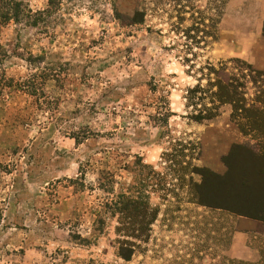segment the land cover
I'll list each match as a JSON object with an SVG mask.
<instances>
[{
	"label": "rangeland",
	"instance_id": "obj_1",
	"mask_svg": "<svg viewBox=\"0 0 264 264\" xmlns=\"http://www.w3.org/2000/svg\"><path fill=\"white\" fill-rule=\"evenodd\" d=\"M28 2L34 13L48 8V0ZM138 12L144 23L129 24ZM198 23L216 26L218 38L188 52L184 63L176 27ZM263 25L264 0H63L36 27L7 26L0 37L8 53L0 70V264L264 258V228L192 203L190 176L181 171L190 161L208 169L214 186L205 195L218 201L220 180L246 168L234 147L264 151V135L251 128L264 111V84H248L250 123L243 109L233 119L228 105L213 121L194 123L184 99L207 62L239 59L264 71ZM160 111H168L165 124ZM107 174L114 199L139 175L148 206L140 240L125 236L137 245L130 261L117 256V217L98 186Z\"/></svg>",
	"mask_w": 264,
	"mask_h": 264
},
{
	"label": "trees",
	"instance_id": "obj_2",
	"mask_svg": "<svg viewBox=\"0 0 264 264\" xmlns=\"http://www.w3.org/2000/svg\"><path fill=\"white\" fill-rule=\"evenodd\" d=\"M63 0H48V8L45 11L34 13L29 6L28 0H0V37L3 30L11 23L26 24L36 27L43 15L49 14L59 10ZM145 14L136 13L128 23L131 25L144 23ZM181 26V24H178ZM182 27H176L177 34L183 33L181 38L184 39L182 48L185 50L184 63L190 62L186 57L188 52H193L194 48L205 46L209 39L216 40V26L195 24L193 27L182 30ZM264 36V25L262 28ZM193 54V53H192ZM196 53L193 57H196ZM8 57L0 43V70L2 69L3 61ZM239 67V69L237 67ZM194 68V65H191ZM236 71L241 74L235 73ZM243 72L255 74L256 77H249ZM201 76L197 79V84L187 90L184 97L186 101V108L189 110L188 118L194 123L211 122L219 116L220 109L223 106H230L232 108V117L234 119V112L243 109L245 119H250L248 109L243 106V101L246 100V91L249 83L264 84V71H257L253 65L233 59L228 63H220L217 66L210 62L199 68L198 71ZM251 78V79H250ZM205 81V84H203ZM262 89V87H260ZM261 100L264 101V91L261 90ZM168 111L158 112L157 120L165 124L169 117ZM251 128L256 127L260 134L264 135V111L255 114V121L251 122ZM239 151V152H238ZM237 153L242 156L241 163L246 166L245 171L234 175L226 180L221 179L219 186L223 191V196L218 197V201L208 199L206 191L208 188L214 186L209 182V177H214L205 167H199L187 162L182 167V172H187L190 176L188 187L192 194V203L197 206L205 207L212 210L221 209L228 211L237 217H244L248 220L256 222L259 226V232L262 233L264 228V184L260 186L264 179V151L254 152L247 146L234 147L232 151L233 158H237ZM141 162V161H140ZM244 169V168H243ZM234 169V174H235ZM193 176H198L201 182H196ZM180 180L184 179L179 177ZM113 177L110 175L100 176L98 186L106 194V202L104 208L113 213V217H117L116 233L119 237L117 240L118 249L117 256L124 261H130L136 253V242L125 240V236L132 238V240H140L141 231L137 226L141 223L142 211H147V207L141 202L139 175L134 179V182L129 186L126 191L120 192L116 195L115 199L113 193ZM219 190V188H218ZM242 193L245 196L241 197ZM234 197H236L234 199ZM112 198V199H111ZM230 198L232 200H230ZM237 199V200H236ZM234 200L236 202L234 203ZM158 209L153 212L151 222L158 216ZM234 264H264V258L256 263L251 261L233 260Z\"/></svg>",
	"mask_w": 264,
	"mask_h": 264
},
{
	"label": "crops",
	"instance_id": "obj_3",
	"mask_svg": "<svg viewBox=\"0 0 264 264\" xmlns=\"http://www.w3.org/2000/svg\"><path fill=\"white\" fill-rule=\"evenodd\" d=\"M262 36H263V34H262ZM264 37V36H263Z\"/></svg>",
	"mask_w": 264,
	"mask_h": 264
}]
</instances>
